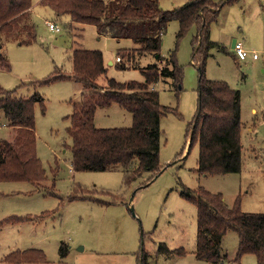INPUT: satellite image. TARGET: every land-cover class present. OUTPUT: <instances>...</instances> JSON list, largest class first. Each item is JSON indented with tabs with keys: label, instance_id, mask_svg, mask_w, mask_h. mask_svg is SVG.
<instances>
[{
	"label": "rangeland",
	"instance_id": "rangeland-1",
	"mask_svg": "<svg viewBox=\"0 0 264 264\" xmlns=\"http://www.w3.org/2000/svg\"><path fill=\"white\" fill-rule=\"evenodd\" d=\"M39 1L32 0L37 40L29 45L12 39L5 42L4 55L10 70L0 69L2 87L16 90L18 98H27L34 93L31 83L59 74L69 76L75 46L102 51L108 65L107 77L119 82L144 81L139 69L120 70L109 65L116 62L119 49L135 47L131 39L99 36L93 25L78 26V31L71 33L69 19L57 18ZM188 1L159 0L163 11L180 8ZM223 1L213 0L216 4ZM49 22L57 23L62 31H51ZM179 29L178 21H170L162 35L161 54L168 57L176 52L183 87L176 91L173 79L155 87L160 103L176 112L161 118L163 170L150 182L152 176L146 173L127 184L121 168L73 171L68 117L74 105L83 101L84 90L71 79L36 87L45 98V110L39 104L35 109L36 155L48 179L40 186L0 183V221L12 215L24 218L1 227L0 260L16 250L38 249L46 255V262L33 264H141L143 253L147 254L148 264H213L195 255L197 207L183 196L184 190L221 193L229 206L240 197L244 212H264V0L225 5L210 27V41L216 45L208 52L206 77L225 81L240 92L243 148L239 173L212 176L198 171L199 145L195 142L190 148L189 127L198 106L202 52L194 58L197 25L181 41L177 39ZM233 40L248 52L245 60L235 54ZM148 60L144 58L143 64ZM105 82L102 77L100 83ZM94 123L100 129L128 128L133 125V116L114 104L98 108ZM85 188L90 191L88 198H72L83 195ZM62 243L69 249L65 258L59 254ZM162 244L171 250L183 248L186 253H159ZM238 245L237 233L227 232L222 252L229 261L221 264H257L253 254L233 261Z\"/></svg>",
	"mask_w": 264,
	"mask_h": 264
},
{
	"label": "trees",
	"instance_id": "trees-1",
	"mask_svg": "<svg viewBox=\"0 0 264 264\" xmlns=\"http://www.w3.org/2000/svg\"><path fill=\"white\" fill-rule=\"evenodd\" d=\"M240 0H189L172 11H163L159 0H41L40 5L50 8L57 18H68L71 33L78 26L93 25L99 36L118 41L131 39L135 47L119 49L116 68L139 69L144 81L119 82L107 77L108 65L100 50L75 46L71 55L72 73L59 74L40 82H33L34 93L18 98L16 90L0 85V183L28 182L40 186L48 177L36 155V105L44 108L45 98L36 87L52 81L71 79L81 84L83 101L74 105L68 117L67 129L72 140L71 166L73 171L105 172L123 169L127 184H132L150 173L152 181L162 172L160 162L161 118L176 109L160 103L158 83L173 79L176 91L182 90V69L173 51L168 57L161 54L162 35L170 21H178V41L193 25L198 32L194 39L197 49L194 58L199 62L198 106L191 123V144L199 145L198 171L204 175H224L242 170V122L240 92L225 81L206 77L208 52L216 44L210 41L211 24L217 20L227 4ZM32 0H0V69L10 70L4 55L5 42L12 39L21 44L37 40V27L32 19ZM148 62L143 64V59ZM106 78L104 84L100 83ZM117 104L133 116L128 128H97L95 114L98 108ZM189 132V131H188ZM188 136V135H187ZM75 198H88L89 190ZM183 196L197 207V241L195 255L201 261L221 264L229 261L222 252L224 236L235 231L239 245L233 261L253 254L257 264H264V212H244L238 197L233 206L225 203L221 193L205 189L184 190ZM24 221L12 215L0 221L5 224ZM159 253L184 255L181 249L171 250L161 245ZM61 258L69 254L64 243L59 248ZM141 264H148L146 253ZM46 262L42 250H16L0 260V264H33Z\"/></svg>",
	"mask_w": 264,
	"mask_h": 264
},
{
	"label": "built area",
	"instance_id": "built-area-1",
	"mask_svg": "<svg viewBox=\"0 0 264 264\" xmlns=\"http://www.w3.org/2000/svg\"><path fill=\"white\" fill-rule=\"evenodd\" d=\"M48 26L50 28L51 31L55 32V33H60L62 31V28L55 22H49ZM235 54L237 55V57L241 60H245L248 56V52L245 50V48L243 47V45L239 42H236L235 47ZM254 59L257 58V55H253ZM117 61L119 62L120 59L117 58Z\"/></svg>",
	"mask_w": 264,
	"mask_h": 264
},
{
	"label": "water",
	"instance_id": "water-1",
	"mask_svg": "<svg viewBox=\"0 0 264 264\" xmlns=\"http://www.w3.org/2000/svg\"><path fill=\"white\" fill-rule=\"evenodd\" d=\"M236 40H233V42H232V48H234L235 47V44H236ZM109 65H112V61L111 62H109Z\"/></svg>",
	"mask_w": 264,
	"mask_h": 264
},
{
	"label": "crops",
	"instance_id": "crops-1",
	"mask_svg": "<svg viewBox=\"0 0 264 264\" xmlns=\"http://www.w3.org/2000/svg\"><path fill=\"white\" fill-rule=\"evenodd\" d=\"M40 1H41V0H40ZM40 1H39V2H40ZM32 11H33V9H32ZM126 49H129V48H126ZM116 59H117V58H116ZM116 63H117V60H116V62H113V61H112V66L116 65ZM83 93H84V91H82L81 94H83ZM0 230H1V229H0Z\"/></svg>",
	"mask_w": 264,
	"mask_h": 264
}]
</instances>
